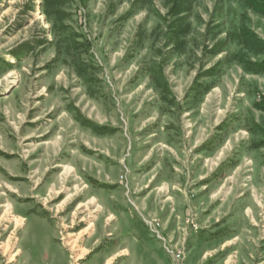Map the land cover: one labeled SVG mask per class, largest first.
I'll return each instance as SVG.
<instances>
[{
    "label": "rangeland",
    "instance_id": "obj_1",
    "mask_svg": "<svg viewBox=\"0 0 264 264\" xmlns=\"http://www.w3.org/2000/svg\"><path fill=\"white\" fill-rule=\"evenodd\" d=\"M60 2L52 23L44 0H0V264H101L112 252L108 264H123L126 248L140 264L142 247L162 253L121 175L139 160L133 172L146 181L168 152L181 175L191 131L211 145L228 138L215 156L223 150L226 174L235 170L213 182L199 218L211 229L251 191L253 255L191 253L189 263L264 264L263 131L253 124L264 73L245 68L264 59V13L245 0Z\"/></svg>",
    "mask_w": 264,
    "mask_h": 264
},
{
    "label": "crops",
    "instance_id": "obj_2",
    "mask_svg": "<svg viewBox=\"0 0 264 264\" xmlns=\"http://www.w3.org/2000/svg\"><path fill=\"white\" fill-rule=\"evenodd\" d=\"M258 109L259 110H253V124H255L257 128L262 129L263 133L256 132L260 140H262L264 139V125H260L261 121L258 119L259 116L256 117L255 115V112H261L262 109ZM221 130L222 128L217 129L216 137L222 134ZM191 132L190 148L188 150L192 153L195 152V154L190 157L188 165L181 175H178L175 170V164L179 165V161L176 157L171 158V153L169 152L164 153L156 174L152 175L146 181H141L140 177L137 178L134 175L135 172H133L141 161L137 160V162H130L131 166H129L127 162L126 167L129 173L125 176V182L129 193L132 197H135L133 203L137 211L142 216L144 224L153 235L154 233L147 223L153 219H158L161 222L160 233L166 240V243L173 247L182 245L186 247L187 264H190L189 255L191 253L195 255H219L221 253L222 255H231L234 251L235 254L233 255H253V193L248 189L232 203L226 215L214 220V226L211 229H209L210 217L206 218L204 223L201 222L199 210L204 208V204L207 206L210 202L209 197L214 185L213 182L217 180V178L224 181L226 177L235 173V170H231L229 174H226L224 166L227 164L229 166L230 163H225L226 159H223L221 155L223 154V150L217 157L215 156L224 146L228 138L220 142L217 140L216 144L211 145V141L205 143L206 134L204 132L200 135L194 134V131ZM166 144L173 146L171 142H167ZM213 156H215V158H212ZM213 170L215 171L213 172ZM9 173L13 174L12 170ZM176 176H178V180L181 181V185L175 183ZM253 176L257 179L258 175L257 173L253 174L252 171V183ZM193 184L197 185L196 188L199 192L190 189V187H193ZM188 186L190 187L188 188ZM196 196L198 199L201 198V204L197 203L198 205L194 206L193 198ZM250 215L252 219L249 217ZM236 224H238L237 233L230 237L223 238L221 236L222 228ZM113 235L114 234L111 233V236ZM111 238L112 237H108V239ZM242 238H244L245 241ZM158 241L162 253L154 247L144 246L140 249V255H137V260L140 259V261H142L140 264H158L163 258V255L165 256L163 258L164 264H169V254H167L163 248V242L160 239H158ZM213 242H215V245ZM126 247L127 246L123 248ZM126 249L127 255L121 256L122 260L125 262L123 264H135L134 262H130L133 258L130 248ZM113 253L115 252H112L110 255H103L101 264H108V262L113 259Z\"/></svg>",
    "mask_w": 264,
    "mask_h": 264
},
{
    "label": "trees",
    "instance_id": "obj_3",
    "mask_svg": "<svg viewBox=\"0 0 264 264\" xmlns=\"http://www.w3.org/2000/svg\"><path fill=\"white\" fill-rule=\"evenodd\" d=\"M61 0H44V5L46 6L45 9V14L47 17H50V20L52 23L54 19H52L53 12L52 10H57V14L62 13V8L60 7L63 2H60ZM247 5L252 8L254 11L259 12V13H264V0H245ZM55 25V24H54ZM242 35L246 37V39L256 43V44H262V40L257 37L255 33L252 31H243ZM246 70L248 71H253L256 73H264V59L262 61H249L245 65ZM260 109L264 110V101L263 104L259 105ZM92 128L95 131H99L103 129L104 127H99L97 125H92ZM259 145L263 146L264 145V139L259 141Z\"/></svg>",
    "mask_w": 264,
    "mask_h": 264
},
{
    "label": "built area",
    "instance_id": "obj_4",
    "mask_svg": "<svg viewBox=\"0 0 264 264\" xmlns=\"http://www.w3.org/2000/svg\"><path fill=\"white\" fill-rule=\"evenodd\" d=\"M125 176L121 175V180L124 179ZM151 228L152 232L155 236L163 242V248L169 254L171 259V264H187L186 263V249L185 246L173 247L166 243V240L160 233L161 222L158 219H153L148 221L147 223Z\"/></svg>",
    "mask_w": 264,
    "mask_h": 264
},
{
    "label": "bare ground",
    "instance_id": "obj_5",
    "mask_svg": "<svg viewBox=\"0 0 264 264\" xmlns=\"http://www.w3.org/2000/svg\"><path fill=\"white\" fill-rule=\"evenodd\" d=\"M71 172H73V167L66 165L65 166L64 173L65 174H68V173H71ZM90 203H92V204L95 203L96 204V199L95 198H91ZM11 209H12L11 208V205L10 204H7V208L5 210V215L11 216V213H12ZM13 217H14V219H15V221H16L17 224H22V222H23V219L22 218L15 217L14 215H13ZM88 224L89 225L84 229L85 231H88L89 229H91L93 227V222L92 221H90V223H88ZM7 245L9 246V242L7 243Z\"/></svg>",
    "mask_w": 264,
    "mask_h": 264
}]
</instances>
